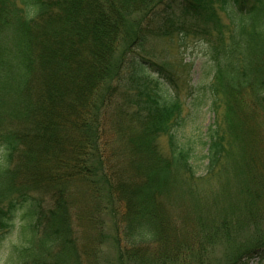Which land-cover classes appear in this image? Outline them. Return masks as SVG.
Returning a JSON list of instances; mask_svg holds the SVG:
<instances>
[{
	"label": "trees",
	"instance_id": "16d2710c",
	"mask_svg": "<svg viewBox=\"0 0 264 264\" xmlns=\"http://www.w3.org/2000/svg\"><path fill=\"white\" fill-rule=\"evenodd\" d=\"M174 32L211 44L209 109L222 118L197 141L179 137L181 102L153 76L173 82L150 41ZM109 112L126 147L106 154ZM260 125L264 0H0V232L22 209L8 264H92L97 237L79 242L75 223L99 176L140 261L209 264L224 239L219 264H264Z\"/></svg>",
	"mask_w": 264,
	"mask_h": 264
},
{
	"label": "rangeland",
	"instance_id": "374dc122",
	"mask_svg": "<svg viewBox=\"0 0 264 264\" xmlns=\"http://www.w3.org/2000/svg\"><path fill=\"white\" fill-rule=\"evenodd\" d=\"M215 7L221 23L224 25V34L228 32V23L226 13L215 3ZM154 52H156V62L164 64L165 67L173 73V82L169 83L164 76L158 73H153V76L158 78L162 87L168 95L176 96L181 102L182 110L180 124L175 126L178 130L180 138L192 137V140L197 141V137L204 132L214 119L220 120L222 114V107L219 108L217 113H213L209 109L210 93L208 87L213 76V62L210 53V41L206 38L190 37L182 45L179 44L176 32L171 35L150 41ZM151 70V69H150ZM152 71V70H151ZM153 72V71H152ZM164 80V81H162ZM194 101L191 103L190 99ZM132 103L129 105L131 110ZM107 113L103 121V135L101 137V147L105 149L106 154H111L112 148L120 151V147H126L125 136H123L124 122L119 125L115 118ZM259 129L264 135V127L260 125ZM262 135V136H263ZM160 146L164 152H167V137H160ZM122 162H118L121 164ZM195 167L198 172L204 168L203 161L195 160ZM100 172L103 168L99 167ZM100 174V173H98ZM97 181L96 187L98 188V198L89 197L88 191L86 195L79 199V204L86 211H81L82 219H79L78 224L75 223L78 229L80 241H83L85 236L97 237L96 244L97 254L94 257L92 264H155L153 260L140 261V254H135L131 251L125 252L129 249L130 245L122 235V227L119 223V212L123 209L121 206L114 204L113 198L107 196L104 189V181L101 177ZM88 195V196H87ZM45 203V202H44ZM227 203V201H226ZM223 204V202L221 203ZM21 212L19 208L16 211L13 225L8 229L0 232V264H8L10 250L16 243L19 242V225L21 224ZM86 215V216H85ZM90 220L91 223L88 222ZM119 223V227L116 224ZM100 232L101 236L98 234ZM119 235V238H117ZM226 244L224 239L216 242L209 248V255L211 262L209 264H219L221 257L224 253V246ZM147 252H150L149 250ZM130 254H135L134 257ZM186 261L189 260L185 254ZM190 264H195L190 261ZM206 264V263H205ZM208 264V263H207Z\"/></svg>",
	"mask_w": 264,
	"mask_h": 264
}]
</instances>
